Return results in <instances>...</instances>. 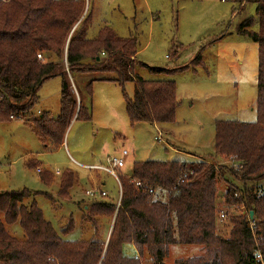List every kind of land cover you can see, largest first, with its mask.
Instances as JSON below:
<instances>
[{"label": "trees", "instance_id": "obj_1", "mask_svg": "<svg viewBox=\"0 0 264 264\" xmlns=\"http://www.w3.org/2000/svg\"><path fill=\"white\" fill-rule=\"evenodd\" d=\"M253 3L254 19L243 18L236 26L239 35L257 44L256 119L217 120L214 123L213 157L191 161H134L128 176L120 175V199L93 200L83 207V219L93 229L89 239L67 240L47 221L27 188L0 191V264H142L147 251L152 262L164 264L168 248L174 244L200 245L204 255L176 259L174 264H264V0H233ZM84 0H0V121L24 116L35 136L47 147L62 144L72 120L91 119L90 108L72 90L70 75H96L85 84L91 93L95 80H110L122 87L130 124L173 122L177 108L173 80L145 79L135 73V37H120L108 24L93 38L86 31L90 15L78 22ZM78 24L74 27V25ZM74 27V28H73ZM41 52V53H40ZM43 55L39 59L37 54ZM200 61V56L194 60ZM150 72L167 73L162 67ZM66 69H68L67 73ZM60 77L59 111L30 117L37 90L46 79ZM134 83V93L124 92L126 82ZM35 159L27 161L36 165ZM229 172L241 183L228 182L223 196L227 205H241L238 215L229 217L227 237L216 231L217 175ZM51 182L53 175L41 176ZM74 173L65 170L58 182L59 196L68 198ZM250 183V184H247ZM32 200L25 204V199ZM252 211V216H250ZM113 217L104 240L95 238L99 218ZM18 223L23 238L9 233L5 224ZM72 216L61 230L71 232ZM132 244L138 256H125L124 244Z\"/></svg>", "mask_w": 264, "mask_h": 264}, {"label": "rangeland", "instance_id": "obj_2", "mask_svg": "<svg viewBox=\"0 0 264 264\" xmlns=\"http://www.w3.org/2000/svg\"><path fill=\"white\" fill-rule=\"evenodd\" d=\"M84 10L78 20L88 14L90 23L87 38H93L99 27L110 25L120 37H135L137 53L134 59L145 66L162 67L167 73L150 72L136 64L135 73L145 79L173 80L176 86L177 108L173 122L130 124L122 87L110 80H95L91 93L85 84L96 75L72 72V90L77 100L90 108L88 121L72 120L65 131L62 144L47 147L23 123L24 116L0 121V191L27 188L37 192L33 196L44 218L64 239H89L93 236L91 224L83 219V204L93 200L112 199L117 202L119 187L115 178L102 170L86 169L81 164H103L107 155H120L125 149L124 166L119 175L128 176L134 161L208 159L229 163L213 157L214 123L217 120L250 122L256 119L257 44L237 34V24L246 16L254 19L255 5L233 0H84ZM74 25V27L78 24ZM73 27V28H74ZM41 53V52H40ZM197 56L198 59L194 60ZM42 55L41 58L43 59ZM45 59V58H44ZM68 73V69H66ZM60 77H50L37 90V101L30 117L48 112L51 117L59 111ZM124 92L134 93V83L126 82ZM166 130V131H165ZM169 130V131H168ZM160 135V139H157ZM221 158V160H220ZM35 159L36 165L27 161ZM38 168V170H37ZM74 173L69 197L58 194V182L65 170ZM59 170L56 174L55 171ZM51 172L53 180L41 177ZM228 182L242 186L229 172L217 175L216 231L227 237L231 224L229 217L238 215L241 205H227L224 192ZM250 184V183H247ZM98 188L106 197L90 198L85 190ZM31 198L23 202L28 204ZM72 216L74 228L66 235L61 230ZM95 238L107 237L113 217H100ZM9 233L23 238L18 223L5 224ZM125 256H138L135 247L126 243ZM200 245L174 244L168 248L164 264L176 259L204 255ZM142 264H155L148 252L140 257Z\"/></svg>", "mask_w": 264, "mask_h": 264}, {"label": "built area", "instance_id": "obj_3", "mask_svg": "<svg viewBox=\"0 0 264 264\" xmlns=\"http://www.w3.org/2000/svg\"><path fill=\"white\" fill-rule=\"evenodd\" d=\"M38 58H41V54L38 53L37 54ZM12 119L13 117L10 116ZM160 135H157V139H160ZM127 155V151L125 149H123L120 152V155L118 156H112V155H108L105 159V162L103 164H98V165H82L84 168L86 169H94V170H102L107 172L108 174L112 175L115 180L118 183V187H119V196L117 198V204L119 203V199H120V190H121V184H120V179H119V174L118 171L119 169H121L124 166V156ZM38 170V168H37ZM58 174V173H56ZM85 194L87 196H89L90 198H94L95 196H99V197H106L108 195V193L104 190L98 189V188H91V189H87L85 190Z\"/></svg>", "mask_w": 264, "mask_h": 264}, {"label": "crops", "instance_id": "obj_4", "mask_svg": "<svg viewBox=\"0 0 264 264\" xmlns=\"http://www.w3.org/2000/svg\"><path fill=\"white\" fill-rule=\"evenodd\" d=\"M68 74L70 75L69 72H68ZM78 99H79V98H78ZM40 113H42V111H41ZM54 117H55V116H54ZM165 131H166V130H165ZM168 131H169V130H168ZM107 156H108V155H107ZM107 156H106V157H107ZM106 157H105V159H106ZM105 159H104V160H105ZM222 159H223V158H222ZM220 160H221V158H220ZM100 164H101V163H100ZM81 165H95V164H81ZM96 165H98V164H96ZM55 173H59V170H56ZM83 207H84V208L86 207V203L83 204Z\"/></svg>", "mask_w": 264, "mask_h": 264}, {"label": "water", "instance_id": "obj_5", "mask_svg": "<svg viewBox=\"0 0 264 264\" xmlns=\"http://www.w3.org/2000/svg\"><path fill=\"white\" fill-rule=\"evenodd\" d=\"M78 103H79V101H78ZM250 216H252V211H250Z\"/></svg>", "mask_w": 264, "mask_h": 264}]
</instances>
